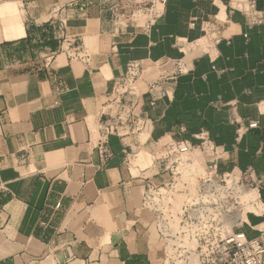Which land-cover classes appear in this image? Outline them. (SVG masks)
<instances>
[{
	"label": "crops",
	"instance_id": "0c3cea01",
	"mask_svg": "<svg viewBox=\"0 0 264 264\" xmlns=\"http://www.w3.org/2000/svg\"><path fill=\"white\" fill-rule=\"evenodd\" d=\"M112 1L0 0V264H162L141 202L148 181L169 178L155 158L175 139L205 131L227 151L219 172L264 175V19L251 20L264 0H169L138 31L116 24ZM65 39L80 57L60 50ZM132 61L150 79L171 61L184 71L152 106L148 78L114 91ZM121 112L143 128L104 149L102 123ZM260 197L250 238L264 232V185Z\"/></svg>",
	"mask_w": 264,
	"mask_h": 264
},
{
	"label": "built area",
	"instance_id": "2783aa9c",
	"mask_svg": "<svg viewBox=\"0 0 264 264\" xmlns=\"http://www.w3.org/2000/svg\"><path fill=\"white\" fill-rule=\"evenodd\" d=\"M168 1L113 0L110 12L113 19L119 16L136 19L142 22L137 25L139 30H146L162 16ZM261 19L264 17H251L254 23ZM71 44L65 39L59 48L71 57H80ZM183 71L181 61H171L165 71L150 79L143 65L132 61L114 91L132 93L137 82L148 78L149 101L154 106L157 90L166 95L169 90L164 85L175 82ZM125 127L143 128L139 117L121 112L102 123L100 146L105 149L108 136L121 133ZM260 127L253 120L247 128ZM199 139L196 144L184 139L168 143L166 155L155 158V162L169 178L161 184L148 181L142 196L141 207L152 214V226L162 245V264H189L191 257L198 258L199 264H264V232L250 238L242 229L249 213L261 211L264 175L253 169L219 172L217 163L227 151L205 131L199 134ZM60 205L59 202L57 207Z\"/></svg>",
	"mask_w": 264,
	"mask_h": 264
},
{
	"label": "rangeland",
	"instance_id": "374dc122",
	"mask_svg": "<svg viewBox=\"0 0 264 264\" xmlns=\"http://www.w3.org/2000/svg\"><path fill=\"white\" fill-rule=\"evenodd\" d=\"M122 1H124V0H122ZM123 12H124V10H122ZM122 12V13H123ZM121 13V14H122ZM120 14V15H121ZM114 20H115V22H116V24L119 26V27H121V28H127V27H133L136 31H138L139 29H141L139 26H137V25H140V24H142V22H139V21H137L136 19H132L130 16H123V17H121V16H119V17H115L114 18ZM38 46H44V44H39ZM38 46H36L35 45V48L37 49L38 48ZM59 46V43H57V47ZM22 49H15V50H11V53L13 54V56L15 57V58H19L21 55H22ZM189 263V262H188ZM196 263L197 264H199V259L198 258H196Z\"/></svg>",
	"mask_w": 264,
	"mask_h": 264
},
{
	"label": "trees",
	"instance_id": "16d2710c",
	"mask_svg": "<svg viewBox=\"0 0 264 264\" xmlns=\"http://www.w3.org/2000/svg\"><path fill=\"white\" fill-rule=\"evenodd\" d=\"M57 41H53V40H50V41H44L42 43H39V44H44V45H49L51 46L52 48H55L57 46ZM39 44H37L36 46H38Z\"/></svg>",
	"mask_w": 264,
	"mask_h": 264
},
{
	"label": "bare ground",
	"instance_id": "6f19581e",
	"mask_svg": "<svg viewBox=\"0 0 264 264\" xmlns=\"http://www.w3.org/2000/svg\"><path fill=\"white\" fill-rule=\"evenodd\" d=\"M189 264H197L196 263V257H191V261Z\"/></svg>",
	"mask_w": 264,
	"mask_h": 264
}]
</instances>
